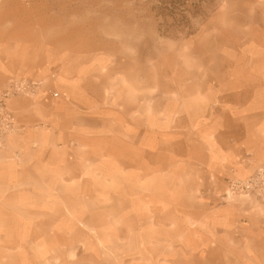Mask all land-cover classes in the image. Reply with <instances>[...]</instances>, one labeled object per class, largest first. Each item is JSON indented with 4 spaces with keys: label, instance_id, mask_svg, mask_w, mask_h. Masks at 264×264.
Instances as JSON below:
<instances>
[{
    "label": "rangeland",
    "instance_id": "374dc122",
    "mask_svg": "<svg viewBox=\"0 0 264 264\" xmlns=\"http://www.w3.org/2000/svg\"><path fill=\"white\" fill-rule=\"evenodd\" d=\"M39 38L89 49L117 107L64 173L0 198V264H264V201L226 197L234 175L197 187L179 155L264 110V0H0V60H39Z\"/></svg>",
    "mask_w": 264,
    "mask_h": 264
},
{
    "label": "crops",
    "instance_id": "0c3cea01",
    "mask_svg": "<svg viewBox=\"0 0 264 264\" xmlns=\"http://www.w3.org/2000/svg\"><path fill=\"white\" fill-rule=\"evenodd\" d=\"M44 45L39 38V60H0V89L12 78L41 81L34 96H16L9 101L21 131L11 134L6 148L0 151V198H21L27 196L22 190L39 189V172L64 173L74 143L83 142L85 149L84 141L89 140L84 126L104 125L107 131L108 121L113 118L111 110L117 107L107 100L106 77L94 71L89 49H75L59 58L52 55V46ZM243 109L240 117L229 115L220 125L203 124L202 132L210 135L196 146L200 156L189 144L180 149V158L187 164L201 165L188 173L196 178L197 187L198 180L213 186L230 175L245 177L264 159V110L249 106ZM253 116L257 117L256 127H252ZM101 140V151L107 152V132Z\"/></svg>",
    "mask_w": 264,
    "mask_h": 264
},
{
    "label": "built area",
    "instance_id": "2783aa9c",
    "mask_svg": "<svg viewBox=\"0 0 264 264\" xmlns=\"http://www.w3.org/2000/svg\"><path fill=\"white\" fill-rule=\"evenodd\" d=\"M40 86L41 81L13 78L0 89V151L6 148L7 138L11 134L21 131L8 107L10 99L16 96H34ZM51 95L56 96V93L52 92ZM224 194L226 197L242 196L249 200L264 201V163L246 177L227 178Z\"/></svg>",
    "mask_w": 264,
    "mask_h": 264
},
{
    "label": "trees",
    "instance_id": "16d2710c",
    "mask_svg": "<svg viewBox=\"0 0 264 264\" xmlns=\"http://www.w3.org/2000/svg\"><path fill=\"white\" fill-rule=\"evenodd\" d=\"M161 11H164V12H165V11H168L166 5L162 6Z\"/></svg>",
    "mask_w": 264,
    "mask_h": 264
}]
</instances>
